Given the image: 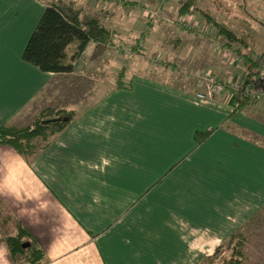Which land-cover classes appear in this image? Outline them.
Wrapping results in <instances>:
<instances>
[{"label":"crops","instance_id":"crops-1","mask_svg":"<svg viewBox=\"0 0 264 264\" xmlns=\"http://www.w3.org/2000/svg\"><path fill=\"white\" fill-rule=\"evenodd\" d=\"M55 1H74L78 19L104 11L103 0H0V128L21 127L58 79L67 92L44 108L73 114L30 158L0 145V227L25 229L44 264H199L264 208V109L233 111L141 71L92 88L109 79L97 41L76 58L67 46L70 73L42 72L23 53ZM0 264H13L3 246Z\"/></svg>","mask_w":264,"mask_h":264},{"label":"rangeland","instance_id":"rangeland-1","mask_svg":"<svg viewBox=\"0 0 264 264\" xmlns=\"http://www.w3.org/2000/svg\"><path fill=\"white\" fill-rule=\"evenodd\" d=\"M193 1L194 4L189 7L188 13L181 16L179 13L184 12L181 6L187 3V0H103L102 11H104L97 14L98 17L91 18L92 12L88 17H79L83 27L85 22L94 20L98 27L108 31L106 40L99 42L102 43L99 46L105 52L103 74L104 81L109 75L108 83L87 82L89 86L96 88L98 84H102L106 90L111 89L119 84H126L120 81L125 73L141 71L174 87L189 90L194 94L201 93L208 98L207 88L198 87L197 82L209 75L224 86V91L210 96L211 99L229 101L233 98V101L235 100L233 104L237 110L249 107L253 109L250 111L253 114L257 107L264 109V91L258 92L255 86L250 88L246 85L249 91L258 92L259 98L248 100L241 97L245 89V81L248 78L252 81L251 77L256 70L250 71L246 62L257 63L259 67L264 60V0ZM72 2H69L67 6H70ZM59 3L62 4L61 1H55V4ZM72 8L75 9L74 6ZM207 14L216 22H221L228 27L237 40L242 34H248L251 44L248 53L243 50L239 42L228 44L218 33L219 26L214 28L211 24H206L204 17ZM76 42L71 43L70 53H74L73 46ZM109 51L117 53V56L122 58L121 67L118 68V76L115 79L113 76L116 69L111 70ZM213 63L219 65L221 75L217 76V72L211 67H204ZM207 69L213 72L208 74ZM230 69L234 70L232 74L228 73ZM95 71L98 70L92 67L88 76L92 78ZM84 72L81 68L75 69L69 83L75 81L73 76H85ZM68 81L69 79L66 81L58 79L54 86L43 92L25 109L19 121L20 124L18 123L21 127L14 128L27 127L41 112L63 111L61 105L48 108L44 106L47 103L48 106L52 104L54 98L55 101L62 100L67 92L65 85ZM243 100H246L248 104L242 105ZM35 140L34 146L38 147L37 144L42 141L40 138ZM240 232L243 257H236L231 262L264 264V208ZM15 233L13 227H0L2 239L3 235ZM4 245V242H0V246L5 249ZM228 247L230 246L225 244L215 259L205 260L201 264H224V260L231 258V249ZM7 253L10 258L8 250ZM20 261L24 262V259Z\"/></svg>","mask_w":264,"mask_h":264},{"label":"trees","instance_id":"trees-1","mask_svg":"<svg viewBox=\"0 0 264 264\" xmlns=\"http://www.w3.org/2000/svg\"><path fill=\"white\" fill-rule=\"evenodd\" d=\"M187 1V3L181 6V10L184 11L183 13H179L181 16L186 15L189 7L194 4L193 0ZM204 18L206 24H211L214 28L219 26L217 28L219 30L218 33L228 43L239 42L243 50L248 51L250 49L251 44L248 34H242L237 40L232 31L221 22H216L209 14L205 15ZM94 23L95 21L93 20L87 21L83 27L78 19L77 12L71 6L47 4L27 42L23 53V60L45 73H70L72 71V65L65 62V50L67 46L77 41L72 56V58H76L84 51L89 41L104 42L108 37V31L103 28H98ZM246 64L250 71H254L258 67L257 63H251L250 61L246 62ZM262 64H264V60ZM245 84L252 86L249 78L245 81ZM234 101L232 98L229 101V105L233 111H236L237 109L233 104ZM243 101L242 105L246 103V100ZM72 119L73 114L64 110H60L59 112L48 110L41 112L25 128L16 129L12 126L1 127L0 145L9 146L19 155L30 158L40 150L39 147L34 146L35 139L40 138L42 142H47L51 135L62 131ZM241 235L240 231L231 235L226 243L218 247L211 257L202 260L199 264L205 260L215 259L225 244L230 246L228 248L231 249V258L227 260L223 258L224 264H236L231 261L236 259V257H243L241 252V245L243 243L241 241ZM3 242L13 264H44L43 251L33 241H30V236L25 229L18 228L14 236L4 237ZM25 243H29V246L22 248V245ZM22 259H24V262L20 261Z\"/></svg>","mask_w":264,"mask_h":264},{"label":"built area","instance_id":"built-area-1","mask_svg":"<svg viewBox=\"0 0 264 264\" xmlns=\"http://www.w3.org/2000/svg\"><path fill=\"white\" fill-rule=\"evenodd\" d=\"M257 74V75H256ZM252 78V86H249L250 88H255L257 89L258 92L264 91V64L259 65L258 68L254 71ZM198 87H206L208 90V98H212L210 96L212 95H217L221 94L224 91V86L223 84L216 82L214 78H212L209 75H206L205 78H202L197 82ZM258 92H253L252 90L249 91V88L245 84V89L242 92V98L245 99H254V98H259V93ZM264 94V93H263ZM196 97L200 99H208L204 94L201 93H195Z\"/></svg>","mask_w":264,"mask_h":264},{"label":"water","instance_id":"water-1","mask_svg":"<svg viewBox=\"0 0 264 264\" xmlns=\"http://www.w3.org/2000/svg\"><path fill=\"white\" fill-rule=\"evenodd\" d=\"M29 246V243H25L22 245V248H27Z\"/></svg>","mask_w":264,"mask_h":264}]
</instances>
